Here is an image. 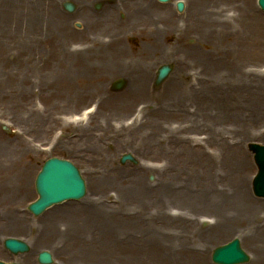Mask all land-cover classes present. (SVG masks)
I'll return each mask as SVG.
<instances>
[{
    "label": "rangeland",
    "instance_id": "1",
    "mask_svg": "<svg viewBox=\"0 0 264 264\" xmlns=\"http://www.w3.org/2000/svg\"><path fill=\"white\" fill-rule=\"evenodd\" d=\"M65 1L0 0V153L8 155L0 161V170L9 174L10 182L0 193V207H4L0 260L40 264L38 253L49 250L53 264L81 256L85 264H95L94 249L107 244L93 229L80 228L84 230L81 239L71 233L63 240L50 231L51 215L36 217L28 210L38 197L36 177L50 157L73 162L88 183L89 194L96 201L102 197L103 208L92 220L98 219L101 227L107 220L106 205L111 197L116 204L120 200L119 190L130 212L126 219L134 216L137 220L139 213L178 203L175 198L179 196L188 203L190 194L182 191L183 184L174 183L187 178L185 169L192 162L183 155L180 166L172 164L169 150L179 152L183 144L179 140L191 131L206 143L204 148L211 157H205L214 167V185H227L226 173L240 171L248 198L261 206L262 212L248 223L238 222L237 228L223 229L205 241L206 264H215L214 249L235 237L254 255L238 230L250 229V235H257V239L264 234V198L253 193L258 167L248 147L250 142L264 144V110L260 118L258 106L253 109V104L264 105V11L257 0H183V12L176 8L178 0H143L151 14L147 11L146 22L137 25L107 24L108 6L117 0H69L76 5L73 12L64 9ZM194 9L200 12L195 23ZM115 14L117 21L127 17ZM222 24L225 30L221 33ZM188 27L190 32L186 33ZM90 33L97 36L96 43ZM186 34L190 35L188 40ZM112 38L114 41L109 40ZM185 42L197 52L195 58H187ZM216 47L219 55L211 53ZM199 59L207 63L212 74L216 70L215 74L222 73L217 85L225 84L235 92L236 100L225 103L230 106L216 104L219 100L212 94L214 89L207 85L209 73ZM166 63L173 65L174 72L156 85L158 68ZM181 68L188 70L187 77L179 74ZM119 79H124L125 85L116 89L114 83ZM177 79L195 84L180 100L186 104L183 115L171 111V107L177 110L172 105L178 102L169 101L168 84ZM216 106L222 109L221 119L214 112ZM88 109L91 111L82 114ZM214 135L222 136V147ZM184 146L187 148L186 143ZM125 153H131L135 160L121 163ZM25 172L27 177L21 182ZM9 196L19 203L17 208L10 206ZM84 204L83 199L66 201L56 208ZM204 213L215 218L207 210ZM206 225L204 221L202 228ZM115 230L120 262L165 264L139 253L142 243L133 236H141L142 229L124 221ZM8 237L22 239L35 249L14 255L4 247ZM252 259L244 264H251Z\"/></svg>",
    "mask_w": 264,
    "mask_h": 264
},
{
    "label": "bare ground",
    "instance_id": "2",
    "mask_svg": "<svg viewBox=\"0 0 264 264\" xmlns=\"http://www.w3.org/2000/svg\"><path fill=\"white\" fill-rule=\"evenodd\" d=\"M110 4L112 5L108 6L109 10L108 13H106V17L109 18L107 22L108 25L119 23L124 25L128 23L131 25L142 24L141 22H146L147 18L149 17H147V13L149 12L151 14V10H149V7L144 4L143 0H117L116 3L113 4L112 2ZM194 10L195 11L193 12L194 14L192 15V18L195 23L197 16L200 17V12L199 10ZM112 12L124 13L127 14V17L123 21H117L115 18L116 14ZM87 23H89L88 18ZM224 26L225 24L219 26L222 29L221 33L225 30L223 28ZM189 32L190 28L188 27L186 28V33ZM90 36H93L91 38L93 43L98 41L95 33H90ZM184 38L185 40H188L190 35L186 34ZM109 40L114 41L113 38ZM187 43L188 42L183 43V45H186L187 47V58H195L197 52H193ZM195 44H197V42H195ZM195 44L192 45L194 46ZM106 53H111V51H106ZM211 53L214 55H219V47L214 48ZM197 62H200V66L204 67L205 71L209 73V82L207 85L209 88L214 89L212 94L219 100L216 102V104L219 103L221 106H230L225 103H233V99H235V92L231 91L230 88H227L225 84L217 85L215 83L219 75L222 73L218 72L215 74L217 71L216 70L212 74L208 70V65L206 62H203L200 59ZM172 73L170 77L172 76ZM183 73L186 74L183 75ZM179 74H182L183 77H187L188 70L181 68L179 70ZM227 75V77L230 78V75ZM236 81H241V79H236ZM188 84L190 85L189 87ZM193 86H195V84L191 85L189 82H184L181 79H177L176 81L172 80L170 84H168L169 101H171L172 104L178 102L177 105H172L174 108H177V110H174L171 107V111H176L183 115V113L186 111V104L184 102L180 103V100H183L184 91H189ZM257 106L260 109V118H263V114L261 113L262 110H264V105L262 103H259L258 105L253 104V109H255ZM215 109L216 111L214 112H216V115L219 116L218 118L221 119V107L217 108L216 106ZM76 118H78V116ZM214 136L219 140V146L222 147V136ZM179 143H183L181 148H179L181 150H179V152L177 149L169 150V159L172 164L177 166L181 165L183 155L187 156L188 160L192 162L185 169V172L188 175L187 178L180 183H174L175 185L183 184L184 190L182 191L190 194V197H188V203L185 204L183 201L184 196H179L178 198H175L176 200H180L178 203L177 201L171 202V204L167 203L162 207L155 208V212H149L147 214L139 213V218L137 220L134 219V216L126 219L130 217V212L128 211V204L124 200L123 193H121L119 190L120 200L118 201V204H116L114 198L111 197V201L106 205L109 208V214L106 215L107 220L104 226L101 227L99 225L98 219H95L94 222L92 220L99 215L97 214L98 211L103 208L102 197H95L97 199L96 201L94 197L89 194L88 183L86 182L87 191L85 197L83 198L85 203L84 205L76 207L70 206L74 205L70 204L64 205L61 208H56V206H53L43 213V215H51L49 223L51 228L50 231L53 234L59 235L64 240V237L70 235L71 233H76L77 238L81 239V234L84 231L81 229L96 230L95 232L98 233V236L106 240L107 244L94 249L93 255L95 264H100L101 260H103L104 263L107 262L109 264H118V261L119 264H123L120 262V257H118V254L115 250V241H117V239L114 232L116 231L115 226L117 224H121L126 221L128 224L135 225L136 228L143 230L141 236H133V238L136 237L142 243L139 253H141L143 256L153 260H159L165 264H206V256L203 252L204 242L210 239L214 233L220 232L223 229L230 227L237 228L235 225L238 224V222L248 223L250 219H253V217H259V214L262 213L259 210L261 206L252 204L250 198H248L244 175L240 171L238 174H236V172L233 170H231L229 173H226L227 185H221V187L214 185V182H212L214 167L207 163L209 160H207L205 157L211 156L209 152L205 150V148L207 149V146H205L206 143L201 141V139L195 135V132L191 131L186 133L185 137L179 140ZM184 143H186L187 148L184 146ZM7 158L8 155L0 153V161H4V159ZM204 160H207L206 164H204ZM195 161H198L200 164ZM242 163L245 162L243 161ZM221 165L224 166L223 162H221ZM222 172H225V168H222ZM236 176L239 178L235 179ZM26 177L27 172L24 173L20 181L25 182ZM9 184V174L6 171L0 170V193L4 192L5 189L9 187ZM8 200H12L10 206L17 208L19 205L13 196H9ZM95 204H99L100 206L96 207ZM140 208L141 207L139 206V209ZM117 209H119L120 212H117ZM3 210L4 207H0V220H2L1 214ZM205 210H207L208 213L213 214L215 218H207L204 213ZM19 216L21 218L25 217V215L22 213H19ZM204 221L207 223V225L205 228H202L204 227L202 226ZM144 224L150 225L152 228H143L142 225ZM249 230L250 229H243L238 231L243 232L245 239L250 243L251 248L254 251V255H250V260L253 258L251 264H264V234L262 235V238L257 239L255 238L257 235H255V237L250 235ZM256 241H258L260 244ZM29 245L30 248L32 247V249H35L31 243ZM61 264L85 263L83 262V257L81 256L78 260H74L73 257H71L64 262H61Z\"/></svg>",
    "mask_w": 264,
    "mask_h": 264
},
{
    "label": "water",
    "instance_id": "3",
    "mask_svg": "<svg viewBox=\"0 0 264 264\" xmlns=\"http://www.w3.org/2000/svg\"><path fill=\"white\" fill-rule=\"evenodd\" d=\"M170 1V0H160ZM264 8V0H260ZM65 8L72 12L75 10V4L67 1L64 3ZM178 10L183 11L185 4L179 1ZM173 71L172 65L164 64L158 69L157 84H161ZM124 81H119L115 87L122 88ZM250 149L255 154V160L259 171L254 179V194L258 197H264V145L251 143ZM128 160L134 161L132 154H124L121 162ZM36 189L40 197L29 205V209L36 216L41 215L48 207L61 203L68 199H79L86 194L85 180L81 176L79 169L70 161L58 157L48 159L36 179ZM5 247L14 254L26 253L30 251V246L17 238H7ZM39 262L42 264L53 263L52 254L49 251H42L39 254ZM214 262L218 264H238L250 260V256L242 249L241 241L238 238L217 247L213 254ZM0 264H21L6 263L0 261Z\"/></svg>",
    "mask_w": 264,
    "mask_h": 264
}]
</instances>
